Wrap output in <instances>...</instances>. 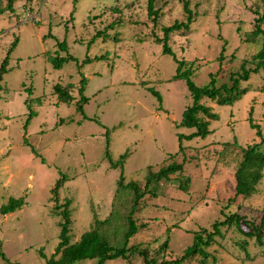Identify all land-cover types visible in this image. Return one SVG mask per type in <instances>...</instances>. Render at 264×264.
<instances>
[{
    "label": "rangeland",
    "instance_id": "rangeland-1",
    "mask_svg": "<svg viewBox=\"0 0 264 264\" xmlns=\"http://www.w3.org/2000/svg\"><path fill=\"white\" fill-rule=\"evenodd\" d=\"M183 3L158 0L162 15L154 25L147 0H19L13 10L0 0V66L11 51L0 82V264H47L60 242L66 201L71 242L111 216L119 222L111 235L120 240L133 204L121 174L124 184L144 188L151 172L173 162L183 168L153 179L133 213L140 229L131 242L148 246L161 262L180 258L197 232L213 231L233 213L259 225L264 175L250 197H235V173L244 148L261 141L251 119L264 133V69L243 82L249 88L233 103L205 98L219 114L210 120L214 132L181 141L179 134L195 131L180 124L193 95L185 79L174 77L177 61L157 38L163 26L186 20ZM112 5L121 15L111 13ZM190 6V30L169 40L175 56L193 67L197 85L209 84L212 73L217 85L231 84L244 58L264 47V34H251L264 0H190ZM57 55L68 59L57 66ZM58 84L72 93L71 102L60 100ZM60 178L57 209L52 188ZM11 198L24 205L2 212ZM207 250L205 262L197 254L182 264H264V243L237 224L223 226ZM104 264L145 261L135 253Z\"/></svg>",
    "mask_w": 264,
    "mask_h": 264
},
{
    "label": "trees",
    "instance_id": "trees-1",
    "mask_svg": "<svg viewBox=\"0 0 264 264\" xmlns=\"http://www.w3.org/2000/svg\"><path fill=\"white\" fill-rule=\"evenodd\" d=\"M15 1L17 0H7V7L9 10H13ZM157 3L158 0H147V15L153 21L154 25L158 23L160 20L159 18L162 15L161 7H157ZM183 7L186 13V20L176 19L173 24L163 26V36L157 38L158 42L163 44V53L173 55L177 61V73L174 77L177 79H185L193 95V103L184 110L180 124L187 128H193L195 131L190 134H179L181 141L182 138L185 137L188 139L194 137L205 138L214 132V130L210 128V120L218 119L219 114L213 111L212 107L207 106L203 102L205 98L212 99L219 104L233 103L235 100L240 99L249 88L244 85L245 83L243 84V82H248L253 74L259 73L262 69H264L263 47L256 54H254L252 58H244L243 62H241L239 68L240 70L238 69L236 72L231 74V84L222 83L217 85L216 74L212 73V78L209 84L205 86L197 85L192 79L193 67L190 66L186 68L188 62L185 59L177 58L169 44V40L173 32L182 29L190 30L191 24L195 20V11L190 6V0H184ZM117 8L118 7H115V5L111 6V13L115 14V16L121 15L119 11H115ZM105 13V11H102L99 15H103ZM262 22H264V13L257 19L255 29L251 33L254 37H257L262 33L264 34ZM113 25H115V21L108 24V26ZM16 43L17 39L13 42L12 47H14ZM59 44L62 48L67 47L66 41H61ZM10 53L11 51L8 52V55L5 57L0 66V82L3 78V74L7 71ZM220 58H223V54ZM66 59H68V57H61L57 55L52 58V61L55 65L61 66ZM153 91L158 94L161 99L160 93L157 90ZM56 92L59 94V98L62 101L71 102L74 98L72 93L60 84L56 86ZM87 100V96H82L81 101L87 102ZM80 108L83 110V106H80ZM251 125L257 130V134L261 137V141L250 144L243 150V159L241 160L235 173V197H250L256 191L257 184L261 181L264 175V149L262 148L264 143V133L261 126L255 124L252 119ZM183 148L184 146L181 143L180 149L183 150ZM126 156L127 153L123 154L122 159L124 160ZM123 160L120 161L121 164H123ZM182 168V163L173 162L162 167L157 172H151L147 177L148 181L144 188H142L136 181H130L127 184H124L125 176L124 174H121L120 184L132 191L133 204L131 214L127 217L126 229L122 232L120 240L119 238L117 239L118 233L113 236L111 235L112 233H115V229L113 232H111V229L119 223L117 217L113 219L111 216L103 221L97 219L91 229L86 231L79 240L71 242L70 231L72 213L70 209V202L66 201L64 203L65 208L61 210L63 221L61 222L60 242L54 255L47 260V264H75L80 260L88 258H97L99 264H104L106 260L117 257H124L129 261L130 256L135 253H139L143 256L145 264H182L185 260H190L191 257L197 254L203 256V263L209 258L210 253L207 248L214 244L215 236L221 234L223 226L229 227L233 224H237L239 229L248 237L256 238L259 243H264V208L259 225L255 224V222L246 220V218L238 213H233L227 216L225 220L215 222L213 231L208 232L207 229H203L202 231L197 232L193 245L186 248L184 254L180 258L172 260L165 259L160 262L155 255L151 254L148 246H145L143 243L131 242V239L139 232L140 229V225L133 218V213L136 211L140 200L144 198L145 191L150 187L153 179L169 177V174L172 171L180 170ZM61 187L62 178L58 179L55 186L52 188L55 208L57 209L61 206V204L58 203L59 189ZM23 205V198H11L10 201L1 209L2 212L8 213L21 208ZM244 226L247 228H244ZM167 243L168 242L166 241L161 246V249H164ZM242 245L243 247L246 246L247 241H244ZM1 255L3 254L0 253V256Z\"/></svg>",
    "mask_w": 264,
    "mask_h": 264
},
{
    "label": "crops",
    "instance_id": "crops-1",
    "mask_svg": "<svg viewBox=\"0 0 264 264\" xmlns=\"http://www.w3.org/2000/svg\"><path fill=\"white\" fill-rule=\"evenodd\" d=\"M19 2V0H17V3ZM15 3H16V1H15ZM15 5V4H14Z\"/></svg>",
    "mask_w": 264,
    "mask_h": 264
},
{
    "label": "built area",
    "instance_id": "built-area-1",
    "mask_svg": "<svg viewBox=\"0 0 264 264\" xmlns=\"http://www.w3.org/2000/svg\"><path fill=\"white\" fill-rule=\"evenodd\" d=\"M23 11H26V10H23ZM24 15V14H23ZM23 15H22V17H23ZM21 17V16H20Z\"/></svg>",
    "mask_w": 264,
    "mask_h": 264
}]
</instances>
